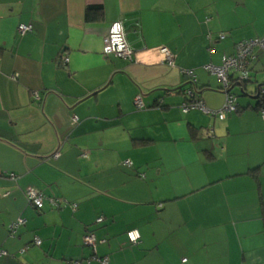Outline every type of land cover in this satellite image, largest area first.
Masks as SVG:
<instances>
[{
    "label": "crops",
    "instance_id": "obj_1",
    "mask_svg": "<svg viewBox=\"0 0 264 264\" xmlns=\"http://www.w3.org/2000/svg\"><path fill=\"white\" fill-rule=\"evenodd\" d=\"M114 22L133 62L103 55ZM263 36L264 0H0V264H264V55L223 121L181 108L192 70L219 110L204 66ZM29 189L59 203L37 210Z\"/></svg>",
    "mask_w": 264,
    "mask_h": 264
},
{
    "label": "built area",
    "instance_id": "obj_2",
    "mask_svg": "<svg viewBox=\"0 0 264 264\" xmlns=\"http://www.w3.org/2000/svg\"><path fill=\"white\" fill-rule=\"evenodd\" d=\"M20 35H25L28 32H31V25L21 24L17 28ZM219 39H223V36H219ZM261 52L264 55V36L262 38L242 40L234 45V53L232 55H224L221 59L220 65L209 64L204 66V70L211 75H214L218 78L221 83V91L225 94V102L219 110H209L205 107L204 103L198 98V91L196 88L197 85V76L194 71L186 70L182 73L189 80V87L183 91L185 96V102L182 104L181 108L183 112H188L190 110H199L213 118H217L220 121H223L228 114H232L238 111V103L236 96L232 93L233 86L235 84L242 85V88L245 84L251 79L252 73V63L256 59L255 51ZM103 55L104 56H113L128 62H133L134 60V50L129 46L126 40V34L124 27L121 22H114L109 27L108 33L103 40ZM160 53L163 57V62L169 66L174 67L175 64V54L171 52L167 47H162ZM68 61L67 58H62V62L66 64ZM258 95H264V89L259 88ZM36 100H39L37 93H34ZM134 106L136 110H143L144 104L142 101L141 94H137L134 98ZM259 116L264 120V106L260 107L258 110ZM72 124L78 123V118L73 116L71 118ZM54 158L58 156V153L52 155ZM86 157V154L82 155ZM127 168L132 167V163L129 160H126L123 163ZM143 177V175L141 176ZM26 198L28 203L37 210H40L44 206L45 198L43 194L34 189H29L26 192ZM51 205L56 206L59 203V200L55 198H49L47 200ZM72 208L75 210L76 206L73 205ZM102 218L97 219V223H100ZM23 220L18 219L9 226V232L11 235L17 230L18 227L23 225ZM127 240L130 245L136 246L139 244L141 235L137 229L129 230L126 233ZM83 242L85 246L95 249L96 239L92 233H88L84 236ZM33 245L40 246L41 241L38 238H34ZM5 255V252L0 251V257ZM96 259L100 264H107L108 259ZM186 259L182 260V263H185Z\"/></svg>",
    "mask_w": 264,
    "mask_h": 264
},
{
    "label": "trees",
    "instance_id": "obj_3",
    "mask_svg": "<svg viewBox=\"0 0 264 264\" xmlns=\"http://www.w3.org/2000/svg\"><path fill=\"white\" fill-rule=\"evenodd\" d=\"M94 10H89L88 13H87V16L88 17H91V18H95L97 13H93ZM237 87H241V90H242V85L240 86H237ZM263 88L262 86H260V89ZM264 89V88H263ZM244 90V89H243ZM233 93V92H232ZM258 93V91H257ZM257 93H255V96L256 98L259 100L258 101V105H257V110L260 109V107L264 106V95H258ZM244 94V93H243ZM235 95V94H234ZM236 98H237V95H235ZM97 261V260H96Z\"/></svg>",
    "mask_w": 264,
    "mask_h": 264
},
{
    "label": "bare ground",
    "instance_id": "obj_4",
    "mask_svg": "<svg viewBox=\"0 0 264 264\" xmlns=\"http://www.w3.org/2000/svg\"><path fill=\"white\" fill-rule=\"evenodd\" d=\"M237 86H240V85H238V84H235L234 86H233V88H235V87H237ZM44 196V195H43ZM44 198H45V200H48L49 198H46L45 196H44ZM73 206V205H72ZM19 228V227H18ZM17 228V229H18Z\"/></svg>",
    "mask_w": 264,
    "mask_h": 264
},
{
    "label": "water",
    "instance_id": "obj_5",
    "mask_svg": "<svg viewBox=\"0 0 264 264\" xmlns=\"http://www.w3.org/2000/svg\"><path fill=\"white\" fill-rule=\"evenodd\" d=\"M260 88V86L259 87H257V90ZM242 91V93H244L245 91L244 90H241Z\"/></svg>",
    "mask_w": 264,
    "mask_h": 264
},
{
    "label": "rangeland",
    "instance_id": "obj_6",
    "mask_svg": "<svg viewBox=\"0 0 264 264\" xmlns=\"http://www.w3.org/2000/svg\"><path fill=\"white\" fill-rule=\"evenodd\" d=\"M239 90V88H236V91H238Z\"/></svg>",
    "mask_w": 264,
    "mask_h": 264
}]
</instances>
